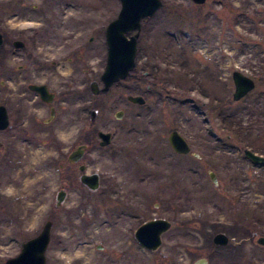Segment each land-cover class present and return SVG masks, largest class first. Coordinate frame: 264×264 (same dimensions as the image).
Segmentation results:
<instances>
[{"label":"rangeland","instance_id":"374dc122","mask_svg":"<svg viewBox=\"0 0 264 264\" xmlns=\"http://www.w3.org/2000/svg\"><path fill=\"white\" fill-rule=\"evenodd\" d=\"M25 1L0 0V26L12 36H21L32 19L6 13L20 7L22 15L23 6L43 0ZM162 2L154 17L142 21L132 75L107 92L101 79L108 61L105 30L121 1L75 2L70 14L86 19L84 41L96 34L92 29L103 27L98 42L105 48L88 67L86 95L71 90V110L58 118L63 144L48 150L42 143L19 142L18 155L2 164L0 229L6 231L7 248L0 252L17 255L52 220L47 264H264V246L257 243L264 236V164L244 153L264 156V0ZM236 70L257 83L238 101L231 77ZM129 96H143L146 103ZM173 130L188 141L190 153L171 146ZM99 131L113 133L110 145L99 146ZM81 132L90 146L87 172L101 177L96 190L81 184L76 168L67 181L59 169L61 148L78 145ZM64 185L68 195L56 206ZM159 219L168 221L169 229L161 245L149 250L135 230ZM220 232L232 247L215 254L212 239Z\"/></svg>","mask_w":264,"mask_h":264},{"label":"flooded vegetation","instance_id":"af4514ba","mask_svg":"<svg viewBox=\"0 0 264 264\" xmlns=\"http://www.w3.org/2000/svg\"><path fill=\"white\" fill-rule=\"evenodd\" d=\"M32 1L35 0H26L24 3L29 5L28 3ZM61 1L69 2L66 3L68 10H63L64 7H67L63 6V2L60 4ZM75 2L77 0H43L41 5L38 3L33 8L23 6L24 13L22 15L20 7L12 9L13 12L6 13V16L32 19L29 20L27 27H22L21 36H12L11 30L4 29V25L0 26L2 38L0 44V114L7 115L6 126H0V171L6 160L14 159L18 155L14 146L19 142H25L28 146L42 143L48 150L53 143L63 144L62 138L57 133L56 123L61 113L71 110L74 96L70 92L73 90L80 97L87 93L88 67L93 64L96 57L99 58L105 48L104 41L98 42L99 37L104 36V28L100 27L96 31L92 29L96 34H92L87 42L84 41L87 36L86 19L78 17L73 20V16L70 14L77 8L78 4ZM206 2L207 0L203 3L195 2V4L203 6ZM57 4L61 5L58 10ZM132 33L129 32L127 36L131 37ZM103 75L104 73L101 74V79ZM79 77L84 80H78ZM231 77L234 81L233 74ZM72 82L81 85L74 89L71 86ZM256 85L255 81L254 89ZM227 87L230 95L231 85L228 84ZM97 136H99V132ZM77 139L83 141L75 147L71 145L66 149L61 148L64 162L60 163L59 169L61 173L66 174L64 179L67 181L73 174L72 168H76L81 184L91 189L81 180L82 175L88 169L87 164L84 163V158L90 147L87 133L81 132ZM97 141L99 146H102V140L99 137ZM75 153L77 155L74 156ZM99 181H101V177ZM67 188L64 185L57 192L56 206L62 205L66 200ZM62 191L66 197L65 200L59 202L58 195ZM0 210L5 211L1 204ZM51 221L52 224L53 221ZM2 230L4 229L2 228ZM2 230L0 229V248H7L6 231ZM137 230H135V238H137ZM212 243L215 254H217L218 248L229 249L232 247L231 241L224 245L216 244L214 237ZM235 252L237 255L235 258H238L240 251L235 249ZM232 253L231 251L227 254V257L232 258ZM15 256H9L6 250L0 252V264H7L9 259ZM204 262L206 261L204 260Z\"/></svg>","mask_w":264,"mask_h":264},{"label":"water","instance_id":"95a60500","mask_svg":"<svg viewBox=\"0 0 264 264\" xmlns=\"http://www.w3.org/2000/svg\"><path fill=\"white\" fill-rule=\"evenodd\" d=\"M192 1L196 3L205 2V0ZM121 3L122 8L118 17L108 25L106 30L109 50L107 67L102 77L105 84L104 92L108 91L115 82L125 79L130 74V71L134 69L136 66L135 57L138 49L139 31L142 28V20L154 15L162 6L161 0H121ZM134 30H138V32L128 38L126 34ZM1 43L2 38L0 35ZM233 78L236 86L234 93V100L236 101L240 100L255 87L254 80L240 71H235ZM128 98L130 101L138 104H144L146 102L143 96H129ZM117 116L121 118L123 112H118ZM6 124L7 115L5 113L0 114V126L4 127ZM99 136L102 139V146H106L111 142L110 133L100 131ZM169 141L178 153L188 154L191 150L189 143L177 130L171 132ZM245 153L254 162L264 163V156L258 155L249 149H246ZM75 155L77 154L75 153ZM82 169H84V166H82ZM210 175L212 181L217 183L215 173H211ZM82 181L91 189H97L100 186L98 173L92 175L84 173L82 175ZM64 199L65 193L62 191L58 195V200L61 202ZM51 227L52 224L47 222L42 232L38 236L28 240L24 244L21 253L9 259L7 264H46V250L50 242ZM168 229L169 222L166 220L149 221L137 230V239L147 249L154 250L161 245V235L168 231ZM214 242L224 245L229 242V237L224 233H218L214 237ZM257 242L264 246V236L259 237Z\"/></svg>","mask_w":264,"mask_h":264},{"label":"bare ground","instance_id":"6f19581e","mask_svg":"<svg viewBox=\"0 0 264 264\" xmlns=\"http://www.w3.org/2000/svg\"><path fill=\"white\" fill-rule=\"evenodd\" d=\"M120 11H121V10H120ZM119 13H120V12H119ZM134 31H135V30H134ZM134 31H130V32H134ZM128 33H129V32H128ZM128 33H127V34H128ZM127 34H126V35H127ZM132 35H134V34H132ZM132 35H131V36H132ZM127 37H128V36H127ZM128 38H130V37H128ZM92 174H94V173H92ZM92 174H90V175H92ZM81 180H82V178H81ZM82 182H83V181H82ZM83 183H84V182H83ZM84 184H85V183H84Z\"/></svg>","mask_w":264,"mask_h":264}]
</instances>
